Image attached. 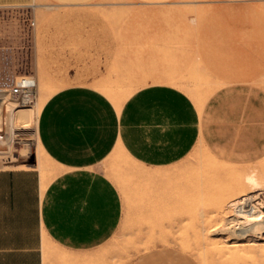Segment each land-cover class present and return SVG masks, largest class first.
Segmentation results:
<instances>
[{"label":"rangeland","instance_id":"rangeland-1","mask_svg":"<svg viewBox=\"0 0 264 264\" xmlns=\"http://www.w3.org/2000/svg\"><path fill=\"white\" fill-rule=\"evenodd\" d=\"M249 1L0 0L13 3L0 7V33L7 26L12 35L7 71L0 58V171L27 151L36 195L60 173L39 138L24 144L17 128L34 133L46 100L66 87L98 88L120 107L155 83L174 84L198 101L235 81L264 86V4L259 12ZM252 48L262 54L236 53ZM23 77L37 81L34 108L12 93ZM207 153L197 147L163 169L141 166L120 148L111 154L103 171L122 194L124 216L101 250L103 264H264V217L244 235L245 224L231 222L233 203L247 195L264 214V159L238 167Z\"/></svg>","mask_w":264,"mask_h":264},{"label":"crops","instance_id":"crops-1","mask_svg":"<svg viewBox=\"0 0 264 264\" xmlns=\"http://www.w3.org/2000/svg\"><path fill=\"white\" fill-rule=\"evenodd\" d=\"M249 3L260 12L264 0ZM0 34L7 71L12 35L7 26ZM37 134L60 173L36 195L30 170L0 171V264H103L101 250L124 216L122 194L103 171L111 154L120 148L141 166L163 169L203 147L230 166L255 164L264 159V86L235 81L198 101L174 84L155 83L120 107L98 88L70 86L46 100Z\"/></svg>","mask_w":264,"mask_h":264},{"label":"bare ground","instance_id":"bare-ground-1","mask_svg":"<svg viewBox=\"0 0 264 264\" xmlns=\"http://www.w3.org/2000/svg\"><path fill=\"white\" fill-rule=\"evenodd\" d=\"M40 61V60H39ZM41 65V64H40ZM43 66V65H42ZM17 83H24V87L25 88H29L30 91L33 89V88H36L37 86V81L34 79V78H29V77H23L21 78V81L20 82H17ZM30 91H26L24 92V94L22 96H20L19 100H20V104L22 106H26L27 108H31L32 106H36V102H33L31 100V97L29 95V92ZM1 92V90H0ZM16 97V96H15ZM34 108V107H32ZM39 114V110L35 109V111L33 112V116L35 117L36 115ZM21 118H26V119H31V114L30 115H25V114H21L20 116ZM27 130V127L24 126H18L17 128V131H19L20 133L17 135L19 136V138L21 139L20 142H23L24 144L26 143H31V138H35L38 140V137H37V130L33 133V132H23ZM1 145V144H0ZM25 152V151H23ZM26 153V157L25 158H21L22 160L18 159V158H11L9 160H7V167L9 168H13V169H17V170H27V169H30V164L27 162V151L25 152ZM208 154V153H207ZM211 154V153H210ZM23 155V154H22ZM10 156V155H9ZM25 156V155H23ZM22 156V157H23ZM215 158V157H214ZM43 185V184H42ZM44 189L47 188V184L44 185L43 187ZM234 200V199H233ZM232 200V201H233ZM230 201V200H229ZM251 201H252V197L251 196H245L242 200H239L235 203H233L232 206H234L233 208V212H234V219L231 220V222H236L237 223V226L238 225H242V224H245V227H242L241 228V234H248L249 232H253L255 231V227H251L250 225L252 224L251 222H261V224H263L262 222V218L264 217L263 213H256L257 212V207L254 205V204H251ZM232 203V202H230ZM231 206V204H230ZM229 206V207H230ZM231 216V215H230ZM257 224V223H256ZM254 225V223L252 224ZM260 225V224H259ZM264 225V224H263ZM243 226V225H242ZM248 226H250L249 228H247ZM259 227V226H258ZM235 229V228H234ZM237 230V229H235ZM240 230V228H239ZM222 231V230H221ZM226 231V230H225ZM213 232V231H212ZM264 233V232H263ZM204 234V233H203ZM262 234V233H261ZM260 234V235H261ZM205 236V235H204ZM252 237V236H251ZM255 238V237H254ZM257 238V237H256ZM259 238V237H258ZM264 237H262L263 239ZM264 246V245H263ZM263 257V256H262ZM47 262V261H46ZM204 264V263H203Z\"/></svg>","mask_w":264,"mask_h":264},{"label":"built area","instance_id":"built-area-1","mask_svg":"<svg viewBox=\"0 0 264 264\" xmlns=\"http://www.w3.org/2000/svg\"><path fill=\"white\" fill-rule=\"evenodd\" d=\"M29 78H30V77H29ZM33 89H34V88H33ZM33 89H32V90H33ZM32 90H31V91H32ZM26 91H30V89H29V88H25V87H24V83H17V82H16L14 88L12 89V93H13V95L16 96V97L22 96V95L24 94V92H26ZM31 91H30V92H31ZM30 92H29V95H30Z\"/></svg>","mask_w":264,"mask_h":264}]
</instances>
